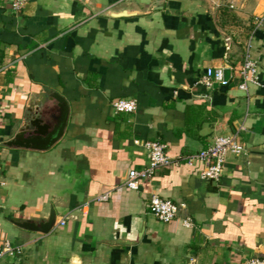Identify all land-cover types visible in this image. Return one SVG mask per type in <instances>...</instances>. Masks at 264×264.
Returning <instances> with one entry per match:
<instances>
[{
  "label": "crops",
  "instance_id": "obj_1",
  "mask_svg": "<svg viewBox=\"0 0 264 264\" xmlns=\"http://www.w3.org/2000/svg\"><path fill=\"white\" fill-rule=\"evenodd\" d=\"M122 9L138 14L105 15ZM244 47L258 80L246 91L237 88ZM0 50V242L18 249L0 264L264 258V0H27L18 12L0 0ZM206 67H222L227 85L205 88ZM118 98L135 110L114 111ZM35 107L40 143L63 120L58 138L7 146L25 125L23 139L36 135ZM226 134L243 153L226 155L219 181L202 180L201 162L182 158ZM147 140L181 162L132 190L123 181L146 166ZM151 193L183 205L175 220L149 213Z\"/></svg>",
  "mask_w": 264,
  "mask_h": 264
},
{
  "label": "built area",
  "instance_id": "obj_2",
  "mask_svg": "<svg viewBox=\"0 0 264 264\" xmlns=\"http://www.w3.org/2000/svg\"><path fill=\"white\" fill-rule=\"evenodd\" d=\"M27 0H8L10 9L14 12L22 10ZM254 26L258 27L261 24V19L253 21ZM229 37H226L228 40ZM237 74L240 79L237 88L246 91L247 85L258 84L257 80V63L250 56L247 47H244L242 59ZM199 82L209 88L213 83L225 86L228 80L224 77L222 67H206L200 76ZM116 112H133L136 108L135 100L132 98H118L111 103ZM146 150L147 164L143 169L128 171L123 184L132 189L137 190L141 180H150L155 171L167 165H177L181 161L169 157L165 153V145L159 140H147L139 142ZM243 144L238 141L235 134L216 135L210 143L201 151L188 154L182 158L187 164H192L199 161L202 168L199 171V177L206 181H219L224 172L225 157L227 154L243 153ZM4 184L0 177V187ZM109 193H103L94 197L96 201L107 200ZM183 205L176 204L170 199L161 198L155 193H151L148 200V211L156 219L167 223L177 218L178 212ZM63 223V220L60 221ZM181 223L185 226L191 225L187 218L181 219ZM18 252V249L13 247L7 240L0 242V259L4 254H12ZM242 264H264L262 257H250L242 262Z\"/></svg>",
  "mask_w": 264,
  "mask_h": 264
},
{
  "label": "water",
  "instance_id": "obj_3",
  "mask_svg": "<svg viewBox=\"0 0 264 264\" xmlns=\"http://www.w3.org/2000/svg\"><path fill=\"white\" fill-rule=\"evenodd\" d=\"M135 14H138V12L137 11H130L127 9H122V10H118V11L108 10L105 12V15H107L109 17H126V16L135 15ZM53 96L56 98V100H58L59 103L61 102V99L59 98V96L57 94H54ZM32 111H33V113H36V112H38V113H37V116L33 117L28 123H29V125H31L34 128L32 130V133L36 134V135H32V136H29V137L23 139V133L28 128V125H25L23 127V129H20L18 131V133L15 135V138L13 140L6 142L7 146L19 145V146H23V147L45 148L48 145H51L58 138V136L61 133V124L63 121V120H61L62 118L60 119L61 121L59 120L60 125H58V127H55L54 131H51V132L46 134V144H41L40 143V141H41L40 136L42 134H44L43 127L39 125L40 120H41L39 117L41 115V111H39L38 107H35ZM53 223H54V215H53V213H50L46 222H44L40 226L39 230L42 232H47L51 228ZM259 246L264 251V234L260 239ZM253 257H258V256H253Z\"/></svg>",
  "mask_w": 264,
  "mask_h": 264
},
{
  "label": "trees",
  "instance_id": "obj_4",
  "mask_svg": "<svg viewBox=\"0 0 264 264\" xmlns=\"http://www.w3.org/2000/svg\"><path fill=\"white\" fill-rule=\"evenodd\" d=\"M2 56H3V54H2V51L0 50V61L2 59Z\"/></svg>",
  "mask_w": 264,
  "mask_h": 264
}]
</instances>
